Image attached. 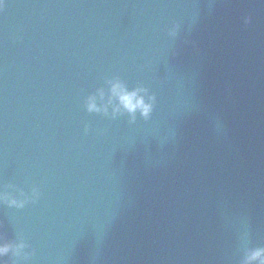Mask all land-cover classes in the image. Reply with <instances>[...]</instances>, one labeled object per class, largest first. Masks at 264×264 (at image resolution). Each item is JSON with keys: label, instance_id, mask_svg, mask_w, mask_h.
I'll use <instances>...</instances> for the list:
<instances>
[{"label": "water", "instance_id": "1", "mask_svg": "<svg viewBox=\"0 0 264 264\" xmlns=\"http://www.w3.org/2000/svg\"><path fill=\"white\" fill-rule=\"evenodd\" d=\"M0 264H264V0H0Z\"/></svg>", "mask_w": 264, "mask_h": 264}]
</instances>
